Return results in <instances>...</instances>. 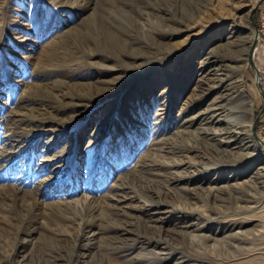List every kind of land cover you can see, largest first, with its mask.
<instances>
[{
  "label": "rangeland",
  "instance_id": "rangeland-1",
  "mask_svg": "<svg viewBox=\"0 0 264 264\" xmlns=\"http://www.w3.org/2000/svg\"><path fill=\"white\" fill-rule=\"evenodd\" d=\"M0 264H264V0H0Z\"/></svg>",
  "mask_w": 264,
  "mask_h": 264
},
{
  "label": "water",
  "instance_id": "water-1",
  "mask_svg": "<svg viewBox=\"0 0 264 264\" xmlns=\"http://www.w3.org/2000/svg\"><path fill=\"white\" fill-rule=\"evenodd\" d=\"M256 35H258V32L256 33ZM256 40H257V39H255V41H254V43H253V45H252V47H251V54H250V57H251V58H250V63H251L252 66L255 65L254 62H253V59H252V57H253L252 54H253V51H254V48H255Z\"/></svg>",
  "mask_w": 264,
  "mask_h": 264
},
{
  "label": "bare ground",
  "instance_id": "bare-ground-1",
  "mask_svg": "<svg viewBox=\"0 0 264 264\" xmlns=\"http://www.w3.org/2000/svg\"><path fill=\"white\" fill-rule=\"evenodd\" d=\"M250 54H251V49H250V53H249V59L251 58V57H250ZM252 56H253V54H252ZM252 59H253V57H252ZM233 112H234V111H233Z\"/></svg>",
  "mask_w": 264,
  "mask_h": 264
}]
</instances>
